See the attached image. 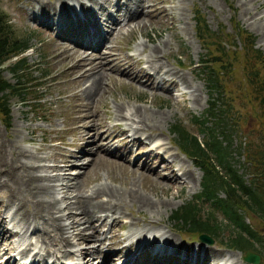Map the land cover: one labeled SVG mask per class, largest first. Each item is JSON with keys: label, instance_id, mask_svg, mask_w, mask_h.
Listing matches in <instances>:
<instances>
[{"label": "rangeland", "instance_id": "obj_1", "mask_svg": "<svg viewBox=\"0 0 264 264\" xmlns=\"http://www.w3.org/2000/svg\"><path fill=\"white\" fill-rule=\"evenodd\" d=\"M57 1L58 0H0V10H2L8 18L9 28L12 33L18 37H27L28 40L29 48L20 53V55L25 56V63L28 66L27 77L30 79L29 82L34 84L32 89H30L33 91L27 95H40V98L33 107L27 106L25 103L27 100H22L21 97L9 96L7 100L8 119H6V117L0 112V141H6L8 140V136L14 137L15 135V143L19 145L24 152H30V154L32 153L31 155L39 157L40 160L27 158L28 160L34 161L33 163L38 162L36 164H41L39 167L34 168L35 175H52V170L47 166L54 163L62 165L67 155L75 152V155L77 156V152L80 151L78 157L73 160V164H69V171L71 172V175L75 177L74 184L76 189L73 194L75 192L81 194L80 196L82 198L83 194L90 193L92 189L96 187L101 188L103 183L110 187L112 186L113 188H123V192L124 190L126 192L129 188H133L137 193H144L149 200L153 199L157 204L152 211V214L155 218H160L159 223H157L160 230L168 231L170 237L173 235L172 238L176 237L183 245L195 246L196 242L200 241L197 239L196 232L181 231L178 233L174 230L173 224L169 220V215L177 206L192 198L198 190H200V169L198 167L194 168L191 159L176 147L173 143V134L170 133L169 129L171 124L179 122L184 125L189 132L197 133V127L190 122V117L192 115H200L207 106L208 85L205 80V74L200 69V60L203 58L202 54L204 49L201 47L194 33L193 13L197 9L204 17L210 29L215 30L221 27L223 31L219 32L217 36L225 39L229 43L233 42L229 32L232 31V26L235 23H238L244 29L253 34L254 47L260 49L264 55V33L257 28V25L254 22V17L256 16L257 19H261L262 13H259V15L257 13L254 17H249V14L255 12L256 9L259 11L260 8H263L264 3L258 4V0H163L160 4L166 10L158 14L152 11L146 13V15H140L138 23L141 22L143 25H140L142 26H139L135 20L128 21L127 23L120 22V24L115 22L111 24L107 22L105 25H99V31L101 30L99 34L102 41L99 46H94L90 44L85 45L78 41L76 42L74 39H79L83 42L87 41L89 38L94 39L91 32L88 28L84 27L82 23L86 18V15L92 12L102 19V9L100 7H92L89 11L90 13L88 12L85 15H81L79 22L73 21L70 23L58 24L60 21H45L44 14L48 13V11L45 8L38 7V3L51 2L57 4ZM72 1L73 0H59L61 4L67 5L72 4ZM70 7L77 10L76 6ZM107 7L113 14V8L111 6ZM131 12H133V8L131 9ZM30 14H34V16H31ZM171 16H173V18H171ZM101 19H99V24L102 21ZM90 23L93 24V22ZM111 29L113 30L112 35L106 40V38H103V32L104 30L110 31ZM164 41H167L166 48L163 46L166 43ZM141 43H145L146 46L143 51L140 49ZM235 43H239V41L235 40ZM154 44H157L156 46H159L164 53H162L157 64L154 63L148 66L145 62V58H150L148 49ZM213 50L214 49L211 48V52H213ZM100 51L111 52L113 55H116L118 59H122L126 55L132 56L133 61L138 59V61L134 63V68L146 67L150 73H153V71H157V73H153L154 79L149 84L148 82H150V80L148 81V79H146L141 73L138 78L144 84H140L134 80H129V83H127V79L125 78V82L118 83L112 78L114 75H117L113 72H110L108 75H103L109 91L107 89V91L104 92L105 94L102 100L97 102L93 101L92 99L83 96L82 93L77 92L79 89V82L74 77L78 76L79 72L75 71L69 75V67L71 63L65 60H67L66 58H71L78 61H81L82 59L83 62H96L100 60ZM226 55L227 60L231 65V70L219 79H224V88L231 89V95L234 97L231 100V111L237 121V125L235 126L236 132L232 133L230 136V148L232 150V160L235 161V166L238 167V172H242L244 169H242L241 166L239 167V165L240 162L244 160V149L247 148L251 141L254 143L259 142V132L264 137V117L258 116L255 101L248 100L245 97L246 86L245 81L241 80L242 63L240 62V52L235 53L231 47H228ZM168 67H170L171 73L166 72V68ZM42 71H45L47 74L41 76L40 74ZM172 72H176L180 76H185L187 82L186 85H184L176 75H172ZM1 74L8 81H13L8 69H3ZM83 80L84 78H82L81 81L83 82ZM158 80L162 83H160L162 85L161 89L154 85ZM164 87L169 88L170 91L167 92ZM192 95H195V101L191 99ZM226 95H228V92H225L223 97H227ZM115 103L123 104L124 109L122 114H125L127 118L131 116V112H126V110L129 107V109H132L133 106H143L151 112H156L158 116L157 125L159 128L157 131L155 130L151 136H157L159 142H165L163 146L167 149V153L163 155L168 154L167 159H172L171 161L174 168L173 173L179 175L181 170H184L185 172L190 173L191 177L188 178L183 174L182 177L185 179L183 183L174 182L173 176H169L171 171L169 169L162 170L160 168L158 158H154L153 162L149 165V168L153 167L155 172L151 173L150 170L144 171L141 169L142 157H144L143 154L151 150V147H153L148 140L142 138L144 134L139 135L141 140L139 139L135 142H131L129 139L122 141L118 138L120 137L118 134L116 138L114 137L108 143L109 150L118 148V151L116 152L121 153L124 149L122 143L126 142V150L129 155L128 158L131 160V162H126V164L121 160H116V152L103 151L102 148L98 147L101 139L100 134L104 129L93 131V134L90 135L89 133L90 136L87 135V131H85L84 137H87L88 140L89 137H91V139L83 145L79 144V140L77 144H75L76 125H85V122L77 123V121H79L78 105L83 106L85 109L87 108V112L94 113L95 119L99 122H117L119 125L125 126V121L123 119L115 120L113 118L112 106ZM81 115H83V113ZM197 137L201 139L200 134H197ZM160 150L161 149L159 148L157 150L155 149V151L159 153ZM237 150H239V153ZM44 166L46 167L42 170V167ZM6 168L7 167L5 166L3 169L0 168L1 183L9 182L11 179H17V176L20 173L22 175L25 174L24 170L18 171L14 168L17 171H15L16 174L14 171L12 173L9 168ZM1 170H4L5 172H2ZM165 174L168 176L166 181L161 178ZM244 176L247 177L249 175L245 174ZM169 177L173 182L167 181ZM56 182V180H52L51 183ZM57 183L60 184L61 182ZM9 184L6 186L9 187ZM6 186L2 185L0 187V208L3 207L2 204H5V206L9 204V211H11L15 206H18L16 219L18 220L27 215L28 221H31V216L28 215L30 208L32 209L29 201L31 199V194L26 195L27 197L24 196L25 198L20 195H11ZM162 191L166 192L163 194ZM62 194L63 192L60 190L54 192V195H56L55 197L59 201H73L71 202V205H75L72 196L73 194L68 193L69 199L61 200L60 197ZM219 196H223V193L219 192ZM91 197H93L91 198L93 201L98 203H102L104 200L103 204L107 206L104 196L99 193L97 195H92ZM21 200L23 201L21 202ZM63 202H61V206L64 205L62 204ZM162 203H164V205ZM107 208H111L113 211H120L116 205H111L106 207V209ZM200 208L207 210L209 205L203 201L200 203ZM123 209L125 210V212H123L125 216L120 218L123 225L121 228H118L117 231H107V233L105 230L106 221L104 222L105 224L102 222L97 227L99 231L98 237L102 238V242H97L93 238H87L86 240L81 239L78 235V229H76L77 226H75L74 228L76 231L73 229L74 233L70 236L72 241L62 244L64 246H62L61 249H57L54 244L48 245L44 242H34L29 244V246L38 254H45L44 247L49 248L51 257L57 256L58 261L61 264H76L75 261L76 257L79 255V251L96 248V250L98 249V252L95 250L91 256V260L85 264H97L100 259L98 257L99 255H102L104 251L114 250L115 248L112 245H106L109 238L112 240L114 235H116V232H130L127 225V220L130 218L129 216L137 218L138 216L141 217V213L145 215L148 214V211L146 210L137 212L134 205L131 207L124 206ZM63 211L66 213L67 209H64ZM72 211H75V209ZM101 212L102 211H99L98 209L96 214ZM72 214L76 217L79 216L77 215V212H73ZM247 214L249 216L243 214L246 222L258 232L264 233V221L250 213ZM69 215L70 214H67L68 219L60 218L58 221L66 224L70 223L72 218ZM115 215V212L111 213V217ZM215 216L217 219L222 220V216L219 212H217ZM95 220L96 219H94L93 223L97 222V220ZM133 220L136 221V223L130 225V227L139 230L140 227L138 225L143 222L141 219ZM7 225L8 227H11V223H8ZM227 227L228 226L222 228L218 237H221L228 232L229 227ZM12 228L19 230L17 236L22 234L24 237L23 243L20 244V248L27 246V243L31 240L30 237L32 236L29 235V230L23 233V230H20V226L16 224ZM80 228L82 229L80 232L82 233V236L90 234L91 229L89 226L85 227L80 224ZM55 233L59 234L55 230L50 231V235L53 237L56 236ZM69 233L70 232H68V234ZM41 234L46 235L45 233ZM15 237L16 236L10 237V241L14 240ZM134 237H136V233L130 234L128 239L133 240ZM172 238L171 240L174 241ZM213 242L209 244H213ZM215 245L220 248V250H224L225 253L233 255L234 258L238 257L239 261L243 264H252L243 260L242 252L244 251L228 248L225 250V247L219 244L216 239ZM253 248L255 251L261 250V247L257 245L253 246ZM62 250L65 254H63ZM0 253H2L0 254V257H3L4 251L1 250ZM5 253V256L10 254L15 256V260L10 264H23L28 260H25L24 257H19L14 249L5 251ZM227 254L225 255L227 256ZM82 256L89 257L86 253H83ZM119 259L120 258L117 257L116 261ZM3 260L4 259H0V264L3 263ZM261 260L262 258L260 255V261L258 264H261Z\"/></svg>", "mask_w": 264, "mask_h": 264}, {"label": "bare ground", "instance_id": "obj_2", "mask_svg": "<svg viewBox=\"0 0 264 264\" xmlns=\"http://www.w3.org/2000/svg\"><path fill=\"white\" fill-rule=\"evenodd\" d=\"M162 1L163 0H73L72 4L67 5V4H61L58 0L57 4L51 3V2H39L38 7L45 8L48 11V13L44 14L45 21H50V20H56L58 22L60 21L58 24L70 23L73 21L79 22V18L81 17V15L87 14L92 7H96V8L100 7L102 9L101 11L102 19L100 17H97L95 14H93V12L92 13L89 12L90 14L86 15V18L84 19L82 23L84 27L88 28L92 36L95 38L94 42H92L90 45L99 46L102 41L100 34H99V32L101 31V30L99 31V25L101 24L105 25L107 24V22L111 24H113V22L117 24H120V22L127 23L128 21H131V20H135L138 23L139 22L138 19L140 15L142 14L146 15V13H149L152 11L158 14L166 10L160 4ZM257 2L258 4L264 3V0H258ZM70 6H74V7L76 6L77 10H74ZM107 6H111L113 8L114 10L113 14L111 13V11L109 10ZM132 8H133V12H131ZM257 13L258 15L259 13L260 14L262 13L261 19L256 18L255 15ZM31 16H34V14H32ZM249 17L255 18L254 22L256 23L257 28L260 29L264 33V7L260 8L259 11L258 9H256L255 12L249 14ZM171 18H173V16H171ZM99 19L102 20L100 24H99ZM90 22H93V24H91ZM138 24L139 26L143 25L141 22ZM112 32H113L112 29L110 31L104 30L103 38H106V40H108L109 36L112 35ZM74 40L76 42L78 41V42L84 43L83 41L79 39H74ZM164 42L166 43L163 46L164 48H166L167 41H164ZM156 45L155 44L151 45L150 48L148 49V54L150 58H147V57L145 58V62L147 63L148 66L154 63L157 64L162 53H164V51L159 46H156ZM140 47H141L140 48L141 51L145 50V47H146L145 43H141ZM99 54H101L99 56L100 60L96 62H92V61L83 62L82 59L81 61H78V60H73L71 58H66L67 60H65L71 63L69 67V75L74 73L75 71L79 72L78 76L74 77L79 82L78 83L79 89L77 92L82 93L83 96L87 97L88 99H92L93 101H96V102L99 100H102L105 94L104 92H106L108 89L107 83L105 82V77H103V75H108L110 72H113V73H116L117 75H114L112 78L118 83L125 82L124 80L125 78L127 79L126 81L127 83H129V80H134L136 82H139L140 84H144L138 78L139 74L141 73L146 77V79H148V81L150 80V82H148L149 84L154 79L153 73H157V71H153V73H150L146 69V67L134 68V63L138 61V59H136V61H133L132 56H129V55H126L122 59H118V57L116 55H113L111 52L100 51ZM166 72L171 73L170 67L166 68ZM172 75H176L177 78L182 83H184V85H186L187 82H186L185 76H180L176 72H172ZM81 77L84 78L83 82L81 81L82 80ZM160 83L161 82L158 80V82L156 81L154 85L161 89L162 83L161 84ZM164 88L167 92L170 91L169 88L167 87H164ZM191 99L195 101L196 99L195 95H192ZM112 108H113V118L115 120L123 119L125 121L124 122L125 126L119 125L117 122H114V123H110L106 121L99 122L95 119L94 113H89L87 112V108L85 109L83 108V106L78 105L79 121H77V123L85 122L86 126L84 124L76 125L75 127L76 135H75L74 143L77 144L79 140V144L83 145V144H86V142L91 139V137H89V140L87 137H84L85 131H87L86 132L87 135H89V133L91 135L93 134V131H96V130L98 131V129H101V130L104 129L103 131H101L102 132L100 134L101 139L99 141L98 147L102 148L103 151L116 152L118 151L117 150L118 148H113L112 150H109L108 143L114 137L116 138L118 134L120 135V137L118 138H120L122 141H126L127 139H129V141L131 142H135L139 139L141 140V138H139V135L144 134L142 138H145L146 140H148V142L153 147H151L152 148L151 150L143 154L144 157H142L141 169H143L144 171L150 170L151 173L155 172V169H153V167L149 168V165L153 162L154 158H158L159 159L158 164L160 168L162 170L169 169L171 171V174L169 176L170 177L173 176L174 182L183 183L185 180L184 177H182L183 174L188 178L191 177V174L185 172L184 170H181L179 175H177L176 173H173L174 168H173L172 161H171L172 159H169V160L167 159L168 154L163 155L167 153V149L163 146L165 142L163 141L159 142L158 141L159 138L157 136L156 137L151 136L152 133H154L155 130L157 131V129L159 128L157 125L158 116L156 112H151L149 111V109L143 106L142 107L133 106L132 109H129L130 108L129 107L126 110V112H131V116L127 118L125 114L124 115L122 114L123 109H124L122 103H115L113 104ZM82 113L83 115H81ZM142 132H145V133H142ZM14 137L8 136L7 137L8 140L0 141V168L3 169V167L5 166L7 167L6 169L9 168V170H11L10 172L12 173L13 171L14 172L16 171L14 169L16 168L18 171L24 170L25 174L22 175L20 173L18 174L17 179H11V181L9 180V182H2V183L0 182V185L6 186L7 184L10 183L9 187L8 186L6 187L11 195H15V196L20 195L21 197L22 196L24 197L28 194H31V199L29 201L31 203L32 209L30 208V211L28 210L29 211L28 215L31 216V221H28L27 215H25L24 217L21 216L22 218H19L18 220L16 219V213H17L18 206H15L14 209L9 211L10 210L9 204L6 206L5 204H2L3 207L0 208V251L1 250L4 251L3 253L4 256L0 257V259H4L2 264H7V263L10 264L13 260H15L14 258L15 256L13 254L5 256L6 255L5 251L12 250V249L15 250V253H17L19 257H22V256L28 257L27 262L26 263L24 262V264H59L60 262L58 261L57 256L51 257L49 248L44 247L45 254H38L36 251L32 250L29 244H32L34 242H40V243L44 242L45 244H48V245L54 244L56 245L57 249H61L62 246H64L62 244H66L72 241V238L70 236L73 235L74 230L76 231V229H78V233H79L78 235L83 240H86L87 238H93L97 242L101 241L102 238L98 237L99 231L97 227L102 222L103 224H105L104 222L106 221V224H105L106 232L107 231H113V232L117 231V229L121 228L123 225V222L120 219L123 216H125L123 213L125 212L123 207L124 206L131 207L132 205L136 207L137 212L146 210L148 211V214L145 215L141 213L142 214L141 217L138 216L137 218L129 216L130 218L127 220L128 221L127 225H128V230L130 232H127V233H117L116 232V235H114V238L112 240H110L109 238V241H107L106 245L109 244L115 248L114 250L112 249L110 251L103 250L104 252L102 253V255L98 256L100 259L97 264H213V262H211L212 259L214 258L221 259L219 257L221 254H227L224 252V250L223 251L220 250V248H218L215 245V241H214V244H209V245L206 241L197 242L200 245L193 248L190 246L183 245L181 241L177 239L176 237L172 238L173 235L170 237V234L168 231L160 230L159 225H157V223H159L160 221V218H155V216L152 214V211L154 210L157 204L155 203V201H153V199L149 200L146 197L147 195H145L144 193L142 194L137 193L136 190L133 188H129L128 190H126V192L125 190L123 192V188L122 189L113 188L112 186L110 187L103 183L102 187L99 185L101 188L96 187L92 189L91 191L89 190L90 193L83 194L82 198L80 196L81 194H78L76 192L73 194V192L76 189L75 184H74L75 177L72 176L71 172L69 171V164L70 165L73 164V160L78 157V155L80 154L79 153L80 151L77 152V156L75 155L76 154L75 152L67 155L62 165H59L58 163L57 164L54 163L50 166H47L48 168L52 170L53 172L52 175H48V174H36L35 175L34 168L39 167L41 164L40 163L36 164L38 162L33 163L34 161H31L28 159L40 160V158L35 155L34 156L31 155L32 153L30 154V152L29 153L24 152L22 148L15 143ZM122 145L124 146V149L121 151V153L116 152L115 157H117L116 160H121L123 163L126 164V162H131V160L128 158L129 155L127 153L128 151L126 150L127 148L126 142H123ZM158 148L161 149L160 153L155 151V149L157 150ZM45 167L46 166L42 167V170L43 168L45 169ZM193 167L196 168L195 165H193ZM1 171L5 172L4 170H1ZM166 174L161 177L165 181L168 178ZM170 177L167 181L173 182V180H171ZM52 180H56L57 182H61V183L60 184L57 182L51 183ZM57 190H60L63 192V194L60 197L61 200L69 199L68 193L73 194L72 196L74 198L73 200H74L75 205L74 204L71 205V202L73 201L71 202L59 201L55 197L56 195H54V192H57ZM165 192L166 191H162L163 194ZM98 193L104 196L105 203H107V206L103 204L104 200L102 201V203L101 202L98 203L91 199L93 198L91 197L92 195H97ZM21 197L19 198L22 199ZM22 201L23 200H21V202ZM61 202H63L62 203L64 204L63 206H61ZM162 204L164 205V203ZM111 205H116L120 209V211H113V209L111 208L106 209V207H109ZM70 208L72 210L75 209V211H72ZM64 209H67L66 213L63 211ZM98 209L99 211H102V212L99 214H96ZM73 212H77V215L79 216L77 217L74 216V214H72ZM112 212L116 213V215L113 217H111ZM67 214H70L69 216L72 218L70 223L66 224V223H62L58 221V219L60 218L68 219ZM94 219L97 220L96 223H93ZM133 219H141V221L143 222L142 224L138 225L140 227V228L138 227L139 230L137 228L133 229V227H130V225H134L136 223V221H134ZM8 223H11L10 225L11 227H8L7 225ZM15 224L20 226V230H23V233L29 230V235H32L30 237L31 240L28 241L27 246L25 247L20 248V244L23 243L24 237L22 234L17 236V233L19 230L16 228L14 229L12 228L15 226ZM80 224L84 225L85 227L89 226L91 229L90 234L86 236H82V233H80L82 230L81 229L82 227L80 228ZM75 226H77L76 229L74 228ZM52 230L57 231L59 234L55 233L56 236L54 237L51 236L50 231ZM68 232L70 233L68 234ZM41 233H45L46 235H42ZM134 233H136V237H134L135 239L133 241L128 239L129 235L134 234ZM13 236H16L15 239L10 241V237H13ZM171 238L174 239V241H172ZM95 250L96 248L79 251L78 252L79 255L77 254L78 256L76 257L75 263L76 264H85L86 262L88 263V261L91 260V256L93 255V252ZM83 253H86L89 257H83L82 256ZM63 254H65L64 251H63ZM238 256H241V255H238ZM117 257H119L120 259L122 258L123 259L122 260L119 259L118 261H116ZM226 257L227 258L224 260L225 262L224 264H226L228 261H229L228 264H243L241 261H239L238 257L234 258L233 255H229V254H227Z\"/></svg>", "mask_w": 264, "mask_h": 264}, {"label": "trees", "instance_id": "obj_3", "mask_svg": "<svg viewBox=\"0 0 264 264\" xmlns=\"http://www.w3.org/2000/svg\"><path fill=\"white\" fill-rule=\"evenodd\" d=\"M193 20L195 36L204 49L200 69L208 85L207 106L200 115L190 117V122L197 127V133L189 132L179 122L171 124L169 129L176 147L200 169V190L177 206L169 215V220L178 233L196 232L198 236L204 232L230 249L255 251L253 246L257 245L261 250L255 252L261 255V264H264V233L250 226L243 215L249 216L247 213H250L264 221V137L259 132V142L251 141L244 149V160L239 165L244 171L238 172L230 148V136L236 132L237 125L231 111L234 97L231 89L224 88V79H219L231 70L227 48L231 47L235 53L240 52L245 97L255 101L258 116L264 117V55L254 47L253 34L238 23L229 32L233 41L229 43L217 36L223 29H210L198 10L193 13ZM235 40L239 43H235ZM27 48V37L13 34L8 18L0 10V112L6 119L9 96L27 100L25 103L29 107H33L40 98V95H27L34 86L27 77L25 56L20 55ZM3 69L9 70L13 81L2 76ZM46 74L42 71L40 75ZM225 92H228L227 97H223ZM197 134L201 135V139ZM245 174L249 176L245 177ZM219 192L223 196H219ZM203 201L209 205L207 210L200 208ZM217 212L222 220L216 218ZM226 226L229 227L228 232L218 237Z\"/></svg>", "mask_w": 264, "mask_h": 264}, {"label": "water", "instance_id": "obj_4", "mask_svg": "<svg viewBox=\"0 0 264 264\" xmlns=\"http://www.w3.org/2000/svg\"><path fill=\"white\" fill-rule=\"evenodd\" d=\"M198 239L203 240V241H207L208 243L213 242V238L204 232L198 234ZM242 258H243V260H245L249 263L258 264L260 261V254L255 252V251L248 249V250H245L244 252H242Z\"/></svg>", "mask_w": 264, "mask_h": 264}]
</instances>
